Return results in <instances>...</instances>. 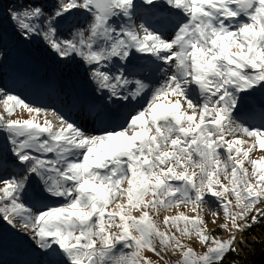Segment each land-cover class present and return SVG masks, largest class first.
<instances>
[{"label": "snow or ice", "instance_id": "6c2138e0", "mask_svg": "<svg viewBox=\"0 0 264 264\" xmlns=\"http://www.w3.org/2000/svg\"><path fill=\"white\" fill-rule=\"evenodd\" d=\"M8 12L24 39L84 64L94 98L73 102L71 120L0 88L11 145V159L0 152V220L42 264L238 254L235 233L264 220V155L250 157L264 152V0H25ZM17 108L35 115L12 119ZM181 206L196 215H165L161 230L154 217ZM206 211H222L227 240L208 232Z\"/></svg>", "mask_w": 264, "mask_h": 264}, {"label": "rangeland", "instance_id": "374dc122", "mask_svg": "<svg viewBox=\"0 0 264 264\" xmlns=\"http://www.w3.org/2000/svg\"><path fill=\"white\" fill-rule=\"evenodd\" d=\"M25 0H10L8 5L5 6V8H0V30L3 28L7 29V27H11L13 25V22L9 19V12L8 9L11 8H19L22 3H24ZM38 2L45 4L47 7H51L55 0H38ZM81 20H85V17L79 18ZM85 28L87 27V24L85 23ZM16 29V35L18 40L20 41L19 44H15L14 48H16L21 53H36V54H43V53H54L50 50V48L44 43V41L39 37H34L31 40L24 39L20 34L16 26L14 25ZM67 35V29L62 30V36ZM87 32L85 33V36L87 37ZM7 42V40H6ZM11 42L13 43V40L11 39ZM7 49L6 47H0V64H2L7 59ZM55 54V53H54ZM17 66V61H10L7 65H0V88L7 89L8 91L12 92L13 94L20 95L22 98L25 99L26 102H29L37 107H45V108H55L56 110L62 112L66 117H68L71 120L77 119V113L71 109L70 105L73 102H78L72 97H69L66 94H63L62 91L58 89V87L61 84H56L53 82V79L46 80V78H43V80H39L37 76H33L30 72V70L25 69V67H17L16 70L21 69V74L24 75V78L28 81L27 85L23 84L21 85L19 83V79L15 78L13 75L14 68ZM52 66L54 68H58L57 72L61 73L62 70L61 64L57 62H53ZM2 72H6L7 76L2 74ZM66 74L68 75L66 79L71 80V84H73L75 87H77L80 90L79 96L80 98H83L85 93H88V87H91L92 84L88 83V86L83 84L79 78H88L87 74V68L85 65H79V64H69L66 67ZM46 77V76H45ZM64 79V80H66ZM68 93L71 92L70 89L67 90ZM39 96V97H36ZM41 96V97H40ZM89 97V94L87 95ZM89 101V100H88ZM42 102V103H40ZM147 102L146 98L140 101L139 106H143ZM135 104V102H133ZM3 104L0 103V113H3ZM6 115V114H5ZM35 114H29L26 110L22 108L15 109L12 119H19V120H25L32 118ZM49 119H53V117L49 116ZM40 123H43V118L39 119ZM249 144L252 143L250 140L248 142ZM244 147H247L245 145ZM11 145L6 139V135L2 132H0V152L3 153H10ZM51 155V154H49ZM262 155H264V152L258 149H254L252 153H250L251 158L259 159ZM11 159V156H10ZM6 173H4L5 175ZM226 183V182H225ZM148 199H151L149 196ZM234 203V201H233ZM207 208H211L212 205H206ZM111 210V209H110ZM180 213H183L184 215H187L189 217H194L196 213L192 212L189 207L181 206L177 209H172L167 212H161L159 216H155L156 223L161 228V230H164V224H163V217L165 215L172 217L176 216ZM134 215H139L138 212H134ZM204 216V219L208 222V232L213 233V231H218V238L227 240L230 236V232L225 230L221 231L220 226L225 223L223 219V213L221 211L219 217H214L211 215L210 212H205L202 214ZM213 221H215L213 223ZM23 231V230H20ZM112 231H117L113 229ZM236 240L238 248L240 241L245 242V238L239 233L236 232ZM184 243L188 244L190 247H192L195 252L198 255H203L206 251V247L198 242L193 240H184ZM4 246L0 245V252H3ZM129 251V250H126ZM146 256L151 258V260L154 262L157 260L155 256H153L151 253H145ZM10 258H14V255L12 254ZM179 254L175 256L166 257V259L170 260V264H176V261L179 259ZM26 259L29 262H35V264H42L43 257L40 254V250L38 249L37 257L34 258L33 256H28Z\"/></svg>", "mask_w": 264, "mask_h": 264}, {"label": "trees", "instance_id": "16d2710c", "mask_svg": "<svg viewBox=\"0 0 264 264\" xmlns=\"http://www.w3.org/2000/svg\"><path fill=\"white\" fill-rule=\"evenodd\" d=\"M10 0H0L2 7L5 8ZM81 18V17H80ZM13 23V27H14ZM71 38V37H69ZM9 54L10 57L6 63L9 64L10 61H17L21 55L24 57V62L20 65L25 67V69L30 70L31 74L34 71L35 76L39 73L44 74L48 69V64L53 53H43L36 54L21 53L16 48L15 44H19L16 37L11 34ZM16 73V71H14ZM9 226L6 222L0 220V243L3 244L4 250L0 254V264H26L23 259V252L32 254L35 252V247L33 241L29 239L28 236L24 235L22 232H17L10 227L9 231H6V227ZM219 233L217 230L213 231ZM245 242L239 244L238 254L229 253L224 260V264H264V220H261L257 225L253 226L247 232H239ZM14 258H10L11 255Z\"/></svg>", "mask_w": 264, "mask_h": 264}]
</instances>
